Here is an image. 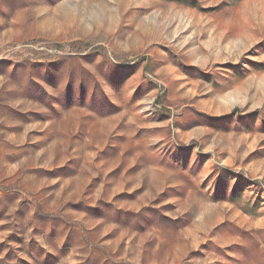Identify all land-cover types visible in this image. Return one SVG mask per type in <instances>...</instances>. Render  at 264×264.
Returning <instances> with one entry per match:
<instances>
[{
  "label": "rangeland",
  "instance_id": "rangeland-1",
  "mask_svg": "<svg viewBox=\"0 0 264 264\" xmlns=\"http://www.w3.org/2000/svg\"><path fill=\"white\" fill-rule=\"evenodd\" d=\"M0 264H264V0H0Z\"/></svg>",
  "mask_w": 264,
  "mask_h": 264
}]
</instances>
